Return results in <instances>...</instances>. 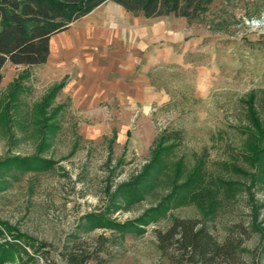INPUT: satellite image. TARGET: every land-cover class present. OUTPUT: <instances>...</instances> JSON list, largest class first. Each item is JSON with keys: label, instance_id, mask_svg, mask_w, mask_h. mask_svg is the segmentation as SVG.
<instances>
[{"label": "rangeland", "instance_id": "1", "mask_svg": "<svg viewBox=\"0 0 264 264\" xmlns=\"http://www.w3.org/2000/svg\"><path fill=\"white\" fill-rule=\"evenodd\" d=\"M263 18L264 0H214L199 20L187 21L168 62L150 72L158 99L146 107L139 103L141 110L129 118H79L56 96L43 104L51 88L42 78L48 68L7 61L0 160L36 154L50 161L35 169L0 164L4 264H66L62 252L72 236L91 242L99 235L105 264H170L154 231L175 217L200 220L218 241L238 238L243 258L255 261L264 239V168L246 155L242 99L254 91L264 118ZM13 85L17 99L7 110ZM96 124L104 129L87 131ZM163 132L170 134L168 147L151 175L123 187L130 201L119 197L117 188L140 174ZM197 166L201 181L183 187ZM201 188L207 191L204 205L193 197ZM139 217L146 223L99 226Z\"/></svg>", "mask_w": 264, "mask_h": 264}, {"label": "trees", "instance_id": "2", "mask_svg": "<svg viewBox=\"0 0 264 264\" xmlns=\"http://www.w3.org/2000/svg\"><path fill=\"white\" fill-rule=\"evenodd\" d=\"M108 0H0V82L1 69L8 61L16 66H40L48 58L49 38L68 29L70 24L89 14L93 9ZM122 6L127 12L141 14L145 18H158L173 15L185 18L188 22L199 20L214 0H111ZM65 79L51 86L43 104L53 99L62 88ZM17 84V83H16ZM10 89L6 104L8 110L16 103L13 85ZM17 86V85H16ZM255 92L252 91L243 98L247 125L245 131L248 135V160L264 168V118L258 113L255 105ZM13 103V104H12ZM57 111L54 110V113ZM115 137V133H113ZM129 136V131L127 132ZM176 138L175 134L173 139ZM128 139V138H127ZM170 134L163 132L154 142L149 162L144 165L140 174L130 182L117 188V194L122 198L132 199V194L123 187L145 180L155 169L159 156L168 147ZM39 151V150H38ZM50 160L34 154L31 157L13 156L0 160L4 167L13 165L24 166L26 169L40 167L37 162L48 163ZM259 166V167H260ZM200 167L182 184L187 187L201 181ZM203 188L193 197L201 205L205 204L206 196ZM117 205V204H115ZM117 207H119L117 205ZM116 207V208H117ZM154 211H157L155 209ZM143 217L124 223L110 222L99 226H114L119 229L136 227L145 224ZM1 225H5L0 221ZM97 225V224H96ZM157 246L161 255L170 264H264V239L258 251V258L251 263L243 258V250L238 238L227 237L218 241L207 226L196 218H173L170 225L164 229L154 231ZM2 232L0 230V237ZM73 241L65 246L62 257L66 264H105L99 252L104 248V237L99 235L94 241L86 242L80 237L72 236ZM8 246V243H5ZM4 244L0 243L1 248ZM3 253L0 254V264H4Z\"/></svg>", "mask_w": 264, "mask_h": 264}, {"label": "crops", "instance_id": "3", "mask_svg": "<svg viewBox=\"0 0 264 264\" xmlns=\"http://www.w3.org/2000/svg\"><path fill=\"white\" fill-rule=\"evenodd\" d=\"M186 26L185 18H145L108 0L52 35L47 61L36 67L48 68L42 78L48 77L49 87L65 79L55 99L70 102L76 117L129 118L141 110L139 103L146 107L158 99L150 72L168 62ZM86 129L96 134L104 128L96 124Z\"/></svg>", "mask_w": 264, "mask_h": 264}, {"label": "bare ground", "instance_id": "4", "mask_svg": "<svg viewBox=\"0 0 264 264\" xmlns=\"http://www.w3.org/2000/svg\"><path fill=\"white\" fill-rule=\"evenodd\" d=\"M263 23H264V18H263Z\"/></svg>", "mask_w": 264, "mask_h": 264}]
</instances>
